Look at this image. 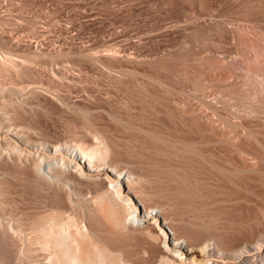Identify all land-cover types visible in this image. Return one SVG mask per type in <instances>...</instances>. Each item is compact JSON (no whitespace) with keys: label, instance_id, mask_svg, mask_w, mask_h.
<instances>
[{"label":"bare ground","instance_id":"obj_1","mask_svg":"<svg viewBox=\"0 0 264 264\" xmlns=\"http://www.w3.org/2000/svg\"><path fill=\"white\" fill-rule=\"evenodd\" d=\"M85 1L0 40V264H264V0Z\"/></svg>","mask_w":264,"mask_h":264},{"label":"rangeland","instance_id":"obj_2","mask_svg":"<svg viewBox=\"0 0 264 264\" xmlns=\"http://www.w3.org/2000/svg\"><path fill=\"white\" fill-rule=\"evenodd\" d=\"M2 1V2H1ZM10 1L11 0H0V18L2 17L4 20H5V18H6V22H7V20H9L7 23L6 22H2L3 23V25L2 24H0V36L3 38H1L0 37V40H8V41H11L12 39V41H16V42H20L21 44H26V43H28L29 41H31L30 39L31 38H33V40L32 41H37V40H39V42H42V40H46V41H52V40H54V41H59V40H63L65 37H73L74 38V40L76 41V42H85L86 43V41L88 42L89 40H91L90 38H91V36L93 37V35H91L92 33H93V31L91 30L92 28L90 27V26H88V28H89V30L88 29H84L85 28V26H83L82 25V18H81V16H82V8H79V6H77V5H79L80 4V2H81V0H67V1H65L66 2V6H68V7H66V6H64L63 7V5H64V0L63 1H59V0H57V1H59L61 4H62V2H64L62 5L58 2L57 4H56V0H54V5H53V0H36V1H33V0H31V2H29V0L28 1H26L27 3H29V4H27L25 1V3L23 2V0H22V2L20 1V0H13V1H11V3H10ZM20 1V2H19ZM38 1H39V3H38ZM41 1V2H40ZM44 1V3H42ZM47 1V2H46ZM49 1V2H48ZM52 1V2H51ZM75 3H74V2ZM76 1H79V2H77L76 3ZM85 1V0H84ZM84 1H82V2H84ZM13 2H15V3H13ZM19 2V3H18ZM35 2V3H34ZM68 2H69V4H68ZM81 2V3H82ZM85 2H88L87 0L85 1ZM6 3V4H5ZM10 3V4H9ZM18 4V5H20V3L22 4L21 6H19V7H17L18 5H16V8H18V10L20 11L21 9V12H19L14 6V4ZM41 3V4H40ZM46 3H47V5H46ZM49 3H51L52 5H48ZM72 3H74L73 4V7L71 6L72 5ZM26 6H25V5ZM71 4V5H70ZM11 5V6H10ZM29 5V6H28ZM39 5H40V7H39ZM55 5H57V7L55 6ZM71 6V8H70V6ZM5 7V8H3V7ZM22 6H24V7H22ZM32 6V7H31ZM38 6V7H37ZM50 6V7H49ZM54 6V7H53ZM60 6L62 7V9H63V12L61 11V13L59 12L60 10H62L61 8H60ZM22 7V8H21ZM34 7V8H33ZM46 7V8H45ZM77 7V8H76ZM12 8V9H11ZM19 8H21V9H19ZM28 8V9H27ZM32 8V9H31ZM56 8V9H55ZM60 8V10H58ZM66 8V9H65ZM54 9V10H53ZM78 9V10H77ZM9 10V11H8ZM34 10V11H33ZM48 10H50V12L48 11ZM53 10V11H52ZM68 10V11H67ZM6 11H7V13H6ZM11 11V12H10ZM52 11V12H51ZM82 11V12H81ZM17 12H18V14H17ZM56 12V13H55ZM9 13V14H8ZM26 13V14H25ZM68 13V14H67ZM70 13H71V15H70ZM78 13H79V15H78ZM2 14V15H1ZM20 14H22L21 16H20ZM66 14V15H65ZM52 15V16H51ZM79 16V18H78V16ZM21 18H20V17ZM8 17V18H7ZM45 17V18H44ZM62 17H64V18H62ZM68 17V18H67ZM71 17H74V18H71ZM75 17H77L78 18V21H80V22H77V20H75L76 18ZM12 18V19H11ZM53 18H55L56 19V21H55V19L53 20ZM61 18V19H60ZM3 19H1L2 21H4ZM36 19V20H35ZM46 19V20H45ZM48 19H51V20H48ZM1 20H0V23H1ZM30 20H32V21H30ZM69 21V23L68 22H65V21ZM71 20V21H70ZM75 21V23H74V21ZM49 21V22H48ZM51 21V22H50ZM55 21V22H54ZM32 22V23H31ZM46 22V23H45ZM60 22V23H59ZM62 22V23H61ZM44 23V24H43ZM48 23V24H47ZM76 23H77V25H76ZM80 23V24H79ZM46 24V25H45ZM52 24H54V25H52ZM59 24V26L57 27V25ZM71 24V25H70ZM45 25V26H44ZM51 25V26H50ZM56 25V26H55ZM61 25V26H60ZM22 26V27H21ZM48 26L50 27V28H48ZM56 27V28H53V27ZM39 29H38V28ZM64 27H66L70 32H71V35H70V33H64L63 34V31L65 32V31H68V30H66ZM69 27V28H68ZM131 27H133V26H131ZM19 28V29H18ZM20 28H21V30H20ZM24 28H26V29H24ZM42 28V29H41ZM54 29V31H53V29ZM71 28V29H70ZM86 28H87V26H86ZM117 28L118 29H120V26L118 27L117 26ZM46 29V30H45ZM48 29V30H47ZM55 29H56V32H55ZM63 30V31H58V30ZM26 30V31H25ZM45 30V31H44ZM52 31V32H54L53 33V38H52V32H50V31ZM72 30V31H71ZM83 32H82V31ZM92 32H91V31ZM2 31V32H1ZM21 31V32H20ZM23 31V32H22ZM44 31V32H43ZM46 31H48L49 33H46ZM68 31V32H69ZM79 31H81V32H79ZM86 31V32H85ZM90 31V32H89ZM5 32V33H4ZM25 32H27V33H25ZM36 32V33H35ZM39 32V34H40V36L37 34ZM3 33V34H2ZM29 33H30V35H29ZM33 33V34H32ZM62 33V34H61ZM80 33V34H79ZM84 35H83V34ZM90 33V34H89ZM35 34V35H34ZM51 34V35H50ZM67 34L69 35V36H67ZM3 35V36H2ZM28 35V36H27ZM48 35L50 36V39H49V37H48ZM60 35V36H59ZM66 35V36H65ZM74 35V36H73ZM78 35V36H77ZM88 35V36H87ZM9 36V37H8ZM14 36V37H13ZM38 36V37H37ZM42 36H45V37H42ZM61 36L62 37H64L63 39L61 38ZM28 37V38H27ZM37 37V38H36ZM48 37V38H47ZM55 37V38H54ZM58 37V38H57ZM60 37V38H59ZM87 37H88V39H87ZM10 38V39H9ZM19 38V39H18ZM36 38V39H35ZM43 38V39H42ZM47 38V39H46ZM56 38H57V40H56ZM84 38H86V39H84ZM16 39H18L19 41H17ZM41 39V40H40ZM23 40V41H22ZM26 40V41H25ZM84 40V41H83ZM53 41V42H54ZM30 78V76L28 75V76H25L24 78H22L20 81H23L24 83H26V82H28V81H30V80H32V79H34V77H31V79H29ZM14 190V191H19L18 190V188L16 189V188H11V190ZM12 190V191H13Z\"/></svg>","mask_w":264,"mask_h":264}]
</instances>
